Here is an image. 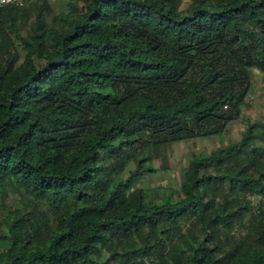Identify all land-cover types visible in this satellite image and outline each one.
I'll return each mask as SVG.
<instances>
[{
  "label": "trees",
  "instance_id": "16d2710c",
  "mask_svg": "<svg viewBox=\"0 0 264 264\" xmlns=\"http://www.w3.org/2000/svg\"><path fill=\"white\" fill-rule=\"evenodd\" d=\"M183 1L73 0L25 32L0 8V190L37 213L6 214L0 264H264V121L167 198L134 187L148 149L223 134L264 72V0Z\"/></svg>",
  "mask_w": 264,
  "mask_h": 264
},
{
  "label": "rangeland",
  "instance_id": "374dc122",
  "mask_svg": "<svg viewBox=\"0 0 264 264\" xmlns=\"http://www.w3.org/2000/svg\"><path fill=\"white\" fill-rule=\"evenodd\" d=\"M73 0H26L21 16V30L27 31L36 21L38 14L43 12V16L49 21H57L58 16L63 11L71 9ZM190 0H184L182 7H187ZM253 88L243 106V115L238 120L230 124L228 129L220 135L202 136L194 139L173 142L161 146L159 149H148L152 155L151 162L157 166V171L148 173L134 187H145L149 198L159 200L167 198L171 192H177L183 181L184 171L190 159L199 153H210L220 146L227 145L239 140L246 130L248 123L264 121V72L255 70ZM258 142L264 144V130L258 131ZM139 150H143L140 148ZM143 151L131 154L127 162V167L122 168L118 165V179H124L129 171L137 165L138 159L142 157ZM226 190V189H225ZM30 198L24 194L23 189L14 186H7L4 191L0 190V231H5L4 219L6 214L16 213L21 215L29 211L34 217L37 213L30 204ZM250 217L247 216L246 220ZM237 233V232H236ZM243 233V232H242ZM4 235V233H3ZM7 239L6 236H2ZM3 239H0L2 242Z\"/></svg>",
  "mask_w": 264,
  "mask_h": 264
},
{
  "label": "built area",
  "instance_id": "2783aa9c",
  "mask_svg": "<svg viewBox=\"0 0 264 264\" xmlns=\"http://www.w3.org/2000/svg\"><path fill=\"white\" fill-rule=\"evenodd\" d=\"M25 3H26V0H0V8L6 5H16V6L22 7L25 5Z\"/></svg>",
  "mask_w": 264,
  "mask_h": 264
}]
</instances>
